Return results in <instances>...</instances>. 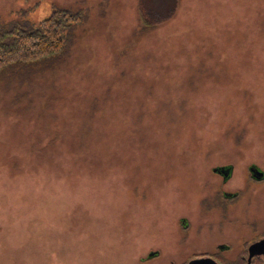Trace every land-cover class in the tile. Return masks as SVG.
<instances>
[{
	"label": "rangeland",
	"instance_id": "obj_1",
	"mask_svg": "<svg viewBox=\"0 0 264 264\" xmlns=\"http://www.w3.org/2000/svg\"><path fill=\"white\" fill-rule=\"evenodd\" d=\"M167 4L0 0V31L83 14L61 55L0 72V264H187L219 243L239 259L264 234V0L145 22ZM222 166L232 198L207 211Z\"/></svg>",
	"mask_w": 264,
	"mask_h": 264
},
{
	"label": "trees",
	"instance_id": "obj_2",
	"mask_svg": "<svg viewBox=\"0 0 264 264\" xmlns=\"http://www.w3.org/2000/svg\"><path fill=\"white\" fill-rule=\"evenodd\" d=\"M167 2L162 14L153 11L157 14L154 17L156 19L146 17L145 22L153 20V24H149L156 26L174 15L178 0ZM82 21V13L58 8L37 23L20 21L9 29L0 31V72L17 63H41L61 55L67 47L69 31Z\"/></svg>",
	"mask_w": 264,
	"mask_h": 264
},
{
	"label": "flooded vegetation",
	"instance_id": "obj_3",
	"mask_svg": "<svg viewBox=\"0 0 264 264\" xmlns=\"http://www.w3.org/2000/svg\"><path fill=\"white\" fill-rule=\"evenodd\" d=\"M252 166H254V165H251L249 167V170H250L251 176L254 178L253 172L251 171V167ZM224 167L225 166L217 167L218 170L216 171V174H218L219 176L222 177L221 183L220 182L218 183V184H220V189H219L220 191H219L218 196L213 199L214 201H212V202L205 201L204 202V207H205V209L207 211H213L214 210V211H219L220 213H225V211H226L225 205L227 204L228 200L230 198H232L230 196L231 193L229 194V192L227 193V191L224 190V186L227 183V179L231 176V173L233 171V167H231V166L225 167L226 169L222 170V168H224ZM233 195L234 194L232 193V196ZM211 203H213V204H211ZM221 215H225V214H221ZM188 229H189V223H186V220H185L184 217L181 218L180 226H179V229H178L180 231H177V233L180 236H182L183 233H185V231H187ZM260 240H264V234H261L259 236H256V237L252 238L251 240L246 241L243 253H241V255L239 256L240 257L239 259L235 258V257L234 258L224 257L222 255L223 254L222 252H226V251L230 250L232 246L230 244H227V243H219V244H217L218 252L198 253V254H195L194 256L190 257V260L193 259V258H197V257L209 256V257H212V258L216 259L217 261H218V259L221 260V261H223V260L228 261L229 260L228 262L240 260L243 263L247 264L249 262V258H250V246L253 243L258 242ZM182 242H184V239H183ZM158 255L159 254H155V255H152V256L154 257V256H158ZM149 257H150V255H149ZM250 263L251 264H264V252L255 254L251 258Z\"/></svg>",
	"mask_w": 264,
	"mask_h": 264
},
{
	"label": "water",
	"instance_id": "obj_4",
	"mask_svg": "<svg viewBox=\"0 0 264 264\" xmlns=\"http://www.w3.org/2000/svg\"><path fill=\"white\" fill-rule=\"evenodd\" d=\"M225 168H222V170ZM215 171L218 170V168L214 169ZM251 171L253 172V175L256 179H261L262 177H264V172L261 171L260 169H258L255 166L251 167ZM264 252V240H260L258 242L253 243L250 246V258H249V262L247 264H251V258L257 254V253H261ZM187 264H220L219 262H217L214 258L209 257V256H203V257H197V258H193L191 260H189L187 262Z\"/></svg>",
	"mask_w": 264,
	"mask_h": 264
},
{
	"label": "bare ground",
	"instance_id": "obj_5",
	"mask_svg": "<svg viewBox=\"0 0 264 264\" xmlns=\"http://www.w3.org/2000/svg\"><path fill=\"white\" fill-rule=\"evenodd\" d=\"M220 263V262H219ZM221 264V263H220Z\"/></svg>",
	"mask_w": 264,
	"mask_h": 264
}]
</instances>
